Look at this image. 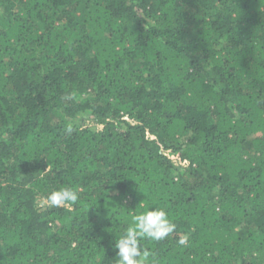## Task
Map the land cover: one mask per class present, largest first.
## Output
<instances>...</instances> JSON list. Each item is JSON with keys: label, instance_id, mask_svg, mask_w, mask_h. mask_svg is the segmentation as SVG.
I'll return each mask as SVG.
<instances>
[{"label": "trees", "instance_id": "16d2710c", "mask_svg": "<svg viewBox=\"0 0 264 264\" xmlns=\"http://www.w3.org/2000/svg\"><path fill=\"white\" fill-rule=\"evenodd\" d=\"M155 208L144 264H264V0H0V264H117Z\"/></svg>", "mask_w": 264, "mask_h": 264}, {"label": "clouds", "instance_id": "9594fccd", "mask_svg": "<svg viewBox=\"0 0 264 264\" xmlns=\"http://www.w3.org/2000/svg\"><path fill=\"white\" fill-rule=\"evenodd\" d=\"M78 197L79 193L75 188L65 187L51 192L46 199L51 206L59 207L67 203H75ZM175 229L176 224L163 209L155 208L135 215L126 234L114 245V248L118 249L117 264H144L147 252L142 251L140 238L163 240ZM180 243L184 244L186 241Z\"/></svg>", "mask_w": 264, "mask_h": 264}, {"label": "rangeland", "instance_id": "374dc122", "mask_svg": "<svg viewBox=\"0 0 264 264\" xmlns=\"http://www.w3.org/2000/svg\"><path fill=\"white\" fill-rule=\"evenodd\" d=\"M47 206V202L44 199L39 200V207L44 209Z\"/></svg>", "mask_w": 264, "mask_h": 264}]
</instances>
